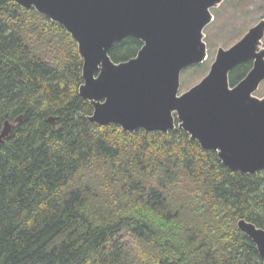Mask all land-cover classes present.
Instances as JSON below:
<instances>
[{
  "label": "trees",
  "instance_id": "obj_1",
  "mask_svg": "<svg viewBox=\"0 0 264 264\" xmlns=\"http://www.w3.org/2000/svg\"><path fill=\"white\" fill-rule=\"evenodd\" d=\"M83 64L61 24L0 0V134L22 116L0 149V264H264L238 226L264 229V171H232L178 120L168 134L91 123Z\"/></svg>",
  "mask_w": 264,
  "mask_h": 264
},
{
  "label": "water",
  "instance_id": "obj_2",
  "mask_svg": "<svg viewBox=\"0 0 264 264\" xmlns=\"http://www.w3.org/2000/svg\"><path fill=\"white\" fill-rule=\"evenodd\" d=\"M14 1L61 24L78 43L80 95L94 107L91 123L168 134L177 117L193 141L217 152L232 171H264V98L254 96L264 82V20L229 50L219 49L209 74L179 97L182 72L208 59L204 30L224 0ZM128 37L143 47L135 58L115 63L110 52ZM250 61L252 70L232 87L230 73ZM21 121L5 123L0 149ZM238 226L264 259V229L246 220Z\"/></svg>",
  "mask_w": 264,
  "mask_h": 264
},
{
  "label": "rangeland",
  "instance_id": "obj_3",
  "mask_svg": "<svg viewBox=\"0 0 264 264\" xmlns=\"http://www.w3.org/2000/svg\"><path fill=\"white\" fill-rule=\"evenodd\" d=\"M211 12L214 20L204 30L209 59L202 67H190L182 73L179 95L191 90L209 74L219 49L229 50L264 20V0H224ZM261 49H264V39ZM254 96L264 98V82Z\"/></svg>",
  "mask_w": 264,
  "mask_h": 264
}]
</instances>
